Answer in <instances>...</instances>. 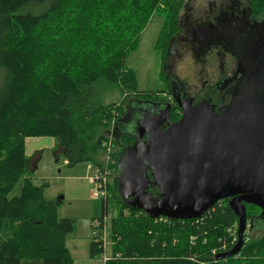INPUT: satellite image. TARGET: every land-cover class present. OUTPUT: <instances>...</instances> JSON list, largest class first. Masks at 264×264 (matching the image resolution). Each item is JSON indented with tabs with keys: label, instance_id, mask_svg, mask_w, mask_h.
<instances>
[{
	"label": "trees",
	"instance_id": "16d2710c",
	"mask_svg": "<svg viewBox=\"0 0 264 264\" xmlns=\"http://www.w3.org/2000/svg\"><path fill=\"white\" fill-rule=\"evenodd\" d=\"M183 1L52 0L34 13L25 9L47 0H0V264H74L66 239L76 222L59 218L60 201L45 197L47 182L32 183L34 169L25 154L30 136L56 138L68 166L89 162L109 169L100 218L110 216L111 255L105 264H264V233L253 237L245 231L239 253L213 258L237 242L238 217L229 199L201 218L170 220L133 209L119 193L120 157L133 140L117 139L112 126L129 98L157 93L137 89L126 59L154 14L163 15L159 44L165 57ZM251 1L259 10L264 7V0ZM106 91L124 97L105 102ZM109 143L118 150L109 153ZM148 175L152 180L150 170ZM22 177L21 192L9 198ZM148 190L161 198L157 185ZM246 213L249 230L264 219L255 205L246 204ZM103 245L99 231L90 256L103 253Z\"/></svg>",
	"mask_w": 264,
	"mask_h": 264
},
{
	"label": "water",
	"instance_id": "95a60500",
	"mask_svg": "<svg viewBox=\"0 0 264 264\" xmlns=\"http://www.w3.org/2000/svg\"><path fill=\"white\" fill-rule=\"evenodd\" d=\"M255 110V103L240 94L220 113L203 100L183 108L174 122L170 105L143 117L135 123L134 144L120 157L122 201L153 218L189 220L229 199L238 217L237 242L213 258L239 253L247 228L246 204L259 207L264 218V108L258 116ZM160 119L167 121V129L159 127ZM150 184L158 186L161 198L149 192Z\"/></svg>",
	"mask_w": 264,
	"mask_h": 264
},
{
	"label": "flooded vegetation",
	"instance_id": "af4514ba",
	"mask_svg": "<svg viewBox=\"0 0 264 264\" xmlns=\"http://www.w3.org/2000/svg\"><path fill=\"white\" fill-rule=\"evenodd\" d=\"M192 1H183L166 46V92L130 98L112 126L117 139L130 137L133 145L135 123L165 105H170L172 122L181 118L183 108L203 100L220 113L240 94L255 103L256 116L264 108V7L257 9L251 0ZM159 127L167 129V121L160 119Z\"/></svg>",
	"mask_w": 264,
	"mask_h": 264
},
{
	"label": "rangeland",
	"instance_id": "374dc122",
	"mask_svg": "<svg viewBox=\"0 0 264 264\" xmlns=\"http://www.w3.org/2000/svg\"><path fill=\"white\" fill-rule=\"evenodd\" d=\"M52 0L46 4H31L26 12L40 13ZM193 0L192 3H197ZM19 13L24 10L18 11ZM163 26V15L154 14L142 30L137 47L131 51L126 59V67L133 70L137 77V89L142 92H157L161 96L166 92L164 77V58L159 44V35ZM183 75V72H182ZM4 86V72L0 73V91ZM156 93V96H157ZM118 91L111 95L106 91L101 100L118 101L123 99ZM130 99V98H129ZM127 101V100H126ZM126 105V102H125ZM126 125L132 126L129 116H126ZM110 152L118 150V146H109ZM25 154L31 160V180L35 186L43 182L48 183L45 189V197L60 201L58 206L59 218L75 220L76 229L66 239L74 264H104V256L111 253V229L110 219L103 223L100 221L103 212V195L94 178L98 174V167L94 163L80 162L74 166H68L65 156L56 138L51 136H30L25 139ZM91 165V167H89ZM35 166V168H34ZM22 177L8 195L9 198L17 196L23 187ZM115 201L109 203L110 213H116ZM103 224L105 231L104 252L94 257L90 256V243L94 232ZM256 225V224H255ZM251 226L248 224L246 232L256 237L264 233L262 223ZM250 235L247 237L249 239ZM245 241V240H244Z\"/></svg>",
	"mask_w": 264,
	"mask_h": 264
},
{
	"label": "built area",
	"instance_id": "2783aa9c",
	"mask_svg": "<svg viewBox=\"0 0 264 264\" xmlns=\"http://www.w3.org/2000/svg\"><path fill=\"white\" fill-rule=\"evenodd\" d=\"M110 145H111V143H109L107 145L108 152L109 153H110V150H109V146ZM109 175H110L109 169H107V168L105 170H99L98 169V174L94 178V182L98 184V188H99V190H101L100 192H97V195L98 196H99V194H102L103 197H107V195H108V186H107V183H108ZM107 218L110 219V216H107L103 220H100V221H102V223H103ZM100 227L101 228L98 231L94 232V234L98 233L99 231L102 232V234H103V240H104V245L103 246H104V249H105L106 241L104 239V237H105V231L103 229V224H100ZM110 255H111V253H110ZM110 255L109 256H104V264L109 259Z\"/></svg>",
	"mask_w": 264,
	"mask_h": 264
},
{
	"label": "crops",
	"instance_id": "0c3cea01",
	"mask_svg": "<svg viewBox=\"0 0 264 264\" xmlns=\"http://www.w3.org/2000/svg\"><path fill=\"white\" fill-rule=\"evenodd\" d=\"M89 167H91V166L89 165Z\"/></svg>",
	"mask_w": 264,
	"mask_h": 264
}]
</instances>
